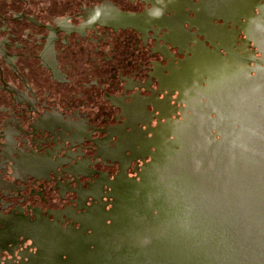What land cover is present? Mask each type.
Here are the masks:
<instances>
[{
	"label": "flooded vegetation",
	"instance_id": "1",
	"mask_svg": "<svg viewBox=\"0 0 264 264\" xmlns=\"http://www.w3.org/2000/svg\"><path fill=\"white\" fill-rule=\"evenodd\" d=\"M263 46L264 0H0V264H85L118 180L231 115Z\"/></svg>",
	"mask_w": 264,
	"mask_h": 264
},
{
	"label": "water",
	"instance_id": "2",
	"mask_svg": "<svg viewBox=\"0 0 264 264\" xmlns=\"http://www.w3.org/2000/svg\"><path fill=\"white\" fill-rule=\"evenodd\" d=\"M261 52L262 62L247 66L248 86L233 93L231 115L194 112L183 144L166 158L159 148L140 181L118 180L124 190L110 224L87 237L85 264H264Z\"/></svg>",
	"mask_w": 264,
	"mask_h": 264
}]
</instances>
